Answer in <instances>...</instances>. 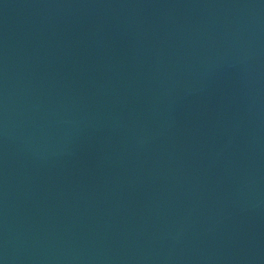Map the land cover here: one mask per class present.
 I'll use <instances>...</instances> for the list:
<instances>
[{"label": "water", "instance_id": "water-1", "mask_svg": "<svg viewBox=\"0 0 264 264\" xmlns=\"http://www.w3.org/2000/svg\"><path fill=\"white\" fill-rule=\"evenodd\" d=\"M0 264H264V0H0Z\"/></svg>", "mask_w": 264, "mask_h": 264}]
</instances>
